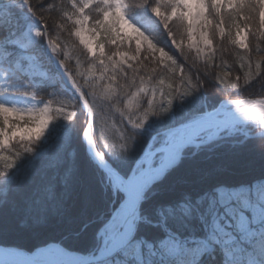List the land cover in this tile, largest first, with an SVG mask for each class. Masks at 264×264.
Wrapping results in <instances>:
<instances>
[{
  "label": "snow or ice",
  "instance_id": "snow-or-ice-1",
  "mask_svg": "<svg viewBox=\"0 0 264 264\" xmlns=\"http://www.w3.org/2000/svg\"><path fill=\"white\" fill-rule=\"evenodd\" d=\"M0 264H264V0H0Z\"/></svg>",
  "mask_w": 264,
  "mask_h": 264
},
{
  "label": "trees",
  "instance_id": "trees-1",
  "mask_svg": "<svg viewBox=\"0 0 264 264\" xmlns=\"http://www.w3.org/2000/svg\"><path fill=\"white\" fill-rule=\"evenodd\" d=\"M70 151H75V152L79 153L81 151V149H80L78 144L73 143L71 145ZM252 152L255 153V150L252 149ZM258 170L259 169H258V164H257V166H249V167L242 168L240 171H238L236 173H232L231 175L225 176L223 178L238 180V179L244 178L245 176L253 173L254 171L258 172Z\"/></svg>",
  "mask_w": 264,
  "mask_h": 264
}]
</instances>
